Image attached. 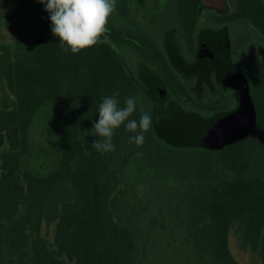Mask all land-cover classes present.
I'll use <instances>...</instances> for the list:
<instances>
[{
    "label": "trees",
    "instance_id": "trees-1",
    "mask_svg": "<svg viewBox=\"0 0 264 264\" xmlns=\"http://www.w3.org/2000/svg\"><path fill=\"white\" fill-rule=\"evenodd\" d=\"M228 3V12L210 19L248 24L247 43L256 42L264 59V0ZM175 4L185 6L184 19H202V0ZM18 21L21 32L0 42V264H242L233 232L242 252L264 257L263 63L247 68L256 130L208 148L182 140L185 125L169 134L157 127L155 94L141 90L113 47L111 17L104 42L79 54L60 48L38 0H9L0 27ZM113 93L121 107L135 96L129 119L138 122L143 109L152 124L140 147L122 125L112 139L116 150L102 154L92 129L102 98ZM181 104L178 113L191 119ZM43 110L53 112L60 159L38 173L29 160Z\"/></svg>",
    "mask_w": 264,
    "mask_h": 264
},
{
    "label": "flooded vegetation",
    "instance_id": "flooded-vegetation-1",
    "mask_svg": "<svg viewBox=\"0 0 264 264\" xmlns=\"http://www.w3.org/2000/svg\"><path fill=\"white\" fill-rule=\"evenodd\" d=\"M175 2L117 0L109 30L113 47L139 78L141 90L155 94L152 118L160 129H169L167 134L175 124L186 129L192 121H211L235 109L244 80L252 91L247 68L264 64L259 45L247 43L250 31H244V23L210 19L229 9L203 5L202 19L195 21L192 13L189 19L181 17L179 10L186 8ZM178 94H187L182 101L192 109L191 119L178 113L184 107Z\"/></svg>",
    "mask_w": 264,
    "mask_h": 264
},
{
    "label": "clouds",
    "instance_id": "clouds-1",
    "mask_svg": "<svg viewBox=\"0 0 264 264\" xmlns=\"http://www.w3.org/2000/svg\"><path fill=\"white\" fill-rule=\"evenodd\" d=\"M50 14L51 32L59 39V46L65 52L79 54L103 43L108 29L109 18L116 10L117 0H38ZM119 93L102 98L98 109V121L94 122L92 134L99 137L93 148L100 153L116 150L112 139L115 130L124 125L125 130L136 133L130 142L138 147L145 140L152 118L141 109L139 121L129 119L137 110V98L128 96L120 106ZM127 122V123H125ZM102 138V139H101Z\"/></svg>",
    "mask_w": 264,
    "mask_h": 264
},
{
    "label": "water",
    "instance_id": "water-1",
    "mask_svg": "<svg viewBox=\"0 0 264 264\" xmlns=\"http://www.w3.org/2000/svg\"><path fill=\"white\" fill-rule=\"evenodd\" d=\"M203 5L221 11L229 9L226 0H203ZM244 83V88L240 91L239 103L235 109L222 113L211 121L190 122L181 139L208 148H223L251 136L257 128L258 115L245 80ZM158 107V114L162 116L160 101H158Z\"/></svg>",
    "mask_w": 264,
    "mask_h": 264
},
{
    "label": "rangeland",
    "instance_id": "rangeland-1",
    "mask_svg": "<svg viewBox=\"0 0 264 264\" xmlns=\"http://www.w3.org/2000/svg\"><path fill=\"white\" fill-rule=\"evenodd\" d=\"M8 6L9 0H0V18L5 14ZM148 14V18L150 19L152 14L150 11ZM16 23L17 24H8L0 27V42L12 41L13 35L21 32V23L19 21ZM243 26L245 32L250 30L248 24ZM149 101L150 100H148V102ZM52 114L53 112H49V110H43L40 113L33 130V153L29 160V164L38 173H44L48 171L49 168L55 167L60 159L58 143L50 120ZM45 232L53 237L54 233L52 229L46 228ZM231 248L235 257L242 264H264L263 256L244 253L240 250L234 232L231 237Z\"/></svg>",
    "mask_w": 264,
    "mask_h": 264
}]
</instances>
